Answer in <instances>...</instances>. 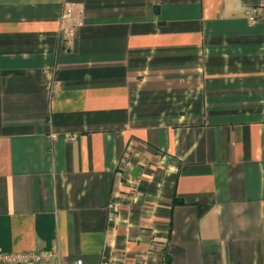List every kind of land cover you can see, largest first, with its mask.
Segmentation results:
<instances>
[{
    "label": "crops",
    "instance_id": "crops-1",
    "mask_svg": "<svg viewBox=\"0 0 264 264\" xmlns=\"http://www.w3.org/2000/svg\"><path fill=\"white\" fill-rule=\"evenodd\" d=\"M151 243L264 264V6L0 0V252Z\"/></svg>",
    "mask_w": 264,
    "mask_h": 264
},
{
    "label": "built area",
    "instance_id": "built-area-1",
    "mask_svg": "<svg viewBox=\"0 0 264 264\" xmlns=\"http://www.w3.org/2000/svg\"><path fill=\"white\" fill-rule=\"evenodd\" d=\"M260 5L264 6V0H260ZM71 12L68 7L67 14ZM256 15V9L253 8L249 12V16L253 18ZM159 247L155 243L147 246L146 250L141 255V264H159L156 256L159 252ZM124 257H126L124 255ZM0 264H62L61 256L57 248H50L47 250H35L24 252H0ZM73 264H84L82 260L78 259ZM99 264H118L112 257L103 259Z\"/></svg>",
    "mask_w": 264,
    "mask_h": 264
}]
</instances>
